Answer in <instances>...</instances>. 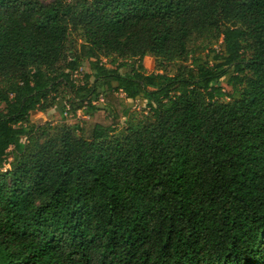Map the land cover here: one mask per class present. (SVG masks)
I'll return each mask as SVG.
<instances>
[{
    "label": "trees",
    "instance_id": "16d2710c",
    "mask_svg": "<svg viewBox=\"0 0 264 264\" xmlns=\"http://www.w3.org/2000/svg\"><path fill=\"white\" fill-rule=\"evenodd\" d=\"M0 264H264V0H0Z\"/></svg>",
    "mask_w": 264,
    "mask_h": 264
},
{
    "label": "rangeland",
    "instance_id": "374dc122",
    "mask_svg": "<svg viewBox=\"0 0 264 264\" xmlns=\"http://www.w3.org/2000/svg\"><path fill=\"white\" fill-rule=\"evenodd\" d=\"M43 1L52 2L53 0H43ZM71 39L72 41H74L75 48H79L81 43L84 41L83 35L77 32H72ZM216 48L219 49V46L217 45ZM69 57H73L72 52L69 53ZM131 60L132 61L130 62L135 64V66L139 64V62H136L135 58ZM103 62L107 66H110L112 64L110 59H106V58H103ZM143 63L147 72L160 71L159 61L154 56L146 55L143 59ZM184 63L186 65H191L192 59L189 58V60L185 61ZM89 72H91L90 64L86 58H83L79 72L75 73V78L77 79L78 83L82 81V77L84 73H89ZM226 79L227 77H225L223 80L224 87L227 90H230V87L226 85ZM119 95L124 103H131L132 108L126 116L121 117L120 122L117 124L116 127L118 132H122V133L127 132L129 127L137 125L143 122L144 120L150 118L151 112L149 110V107L146 105L145 101L138 99L137 101L132 103L124 99V93H120ZM70 97H71V92L69 91V89L65 85L61 86L58 96V99H61L59 103L56 104L54 107L47 109L46 111H40V110L31 111L30 112L31 121L36 125H41L46 122L50 123L52 126H60L63 124H67L77 132V135L84 134L83 131H85L87 127V121L89 120L88 116L84 115L82 110H78V112L75 111H68L67 113L63 112L64 108L66 109L70 108ZM103 114L105 115V112H103ZM22 139L24 142L26 141L25 137H23ZM10 151L12 152V154L9 156V159L12 160L13 155L16 154V151L14 150L13 147L10 149Z\"/></svg>",
    "mask_w": 264,
    "mask_h": 264
},
{
    "label": "built area",
    "instance_id": "2783aa9c",
    "mask_svg": "<svg viewBox=\"0 0 264 264\" xmlns=\"http://www.w3.org/2000/svg\"><path fill=\"white\" fill-rule=\"evenodd\" d=\"M103 98H101V100H102ZM68 111H66L65 113H67Z\"/></svg>",
    "mask_w": 264,
    "mask_h": 264
}]
</instances>
